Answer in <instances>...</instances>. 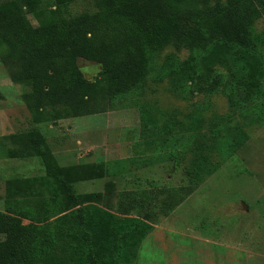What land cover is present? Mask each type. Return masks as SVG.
I'll return each instance as SVG.
<instances>
[{
  "label": "rangeland",
  "instance_id": "1",
  "mask_svg": "<svg viewBox=\"0 0 264 264\" xmlns=\"http://www.w3.org/2000/svg\"><path fill=\"white\" fill-rule=\"evenodd\" d=\"M92 9L90 0H78L70 12ZM255 28L264 54V16ZM229 54L219 49L197 62L179 33L154 57L141 89L102 102L99 113L40 124L23 100L25 86L11 80L0 60V212L13 204L14 213L32 214L24 225L55 234L54 251L41 257L45 264H78L74 249L81 244L73 239L74 215L61 220L55 212L45 181L56 182L40 160L9 155L18 149L12 136L33 128L46 137L61 168H81L74 190L93 196L83 204L91 216L97 219L100 210L120 222H144L141 238L131 235L124 243V264H264V61ZM79 65L91 81L101 70L83 59ZM246 65L260 69L259 87L244 90L245 105L235 106L226 86L241 80ZM217 72L224 82L210 94L208 81ZM16 176L36 178L35 194L25 187L7 196ZM108 232L107 242H96L112 257L116 235Z\"/></svg>",
  "mask_w": 264,
  "mask_h": 264
},
{
  "label": "trees",
  "instance_id": "2",
  "mask_svg": "<svg viewBox=\"0 0 264 264\" xmlns=\"http://www.w3.org/2000/svg\"><path fill=\"white\" fill-rule=\"evenodd\" d=\"M77 1L0 3V60L7 66L11 80L25 86L23 100L35 124L99 113L102 102L115 103L141 89L153 70L154 57L179 33L184 44L197 55V62L219 49L233 52L230 57L264 61L255 28L264 16V0H90L92 10L71 13L70 7ZM31 15L38 25L32 23ZM81 59L100 65L94 80L83 74ZM246 67L248 70H241L240 81L226 86L235 106L245 105L240 99L244 90L259 87L260 69ZM223 82L222 73L213 74L208 92L215 94ZM259 108L253 106V110ZM12 139L18 149L10 151L11 157L38 158L47 176L56 182L55 185L44 180L60 219L68 212L74 215L78 231L73 239L81 244L74 249L78 264H124V243L131 235L141 238L147 230L144 222L132 219L123 223L112 214L106 217L100 210L97 219L91 216L83 204L93 200V196L79 195L74 190L73 182L81 168H71L69 172L61 168L39 128ZM100 171L101 168L92 169L91 173ZM35 182L36 178L16 176L8 181L7 196L25 187L27 194H35L31 189ZM7 208L8 212H0V235L5 236L0 240V264H45L41 257L54 251L55 234H47L35 223L24 225L23 218H32L30 212L19 210L16 214L13 204ZM51 214L48 212L44 220L49 221ZM110 229L116 235L109 253L112 257L105 246L96 242H107ZM40 239L49 243H41Z\"/></svg>",
  "mask_w": 264,
  "mask_h": 264
},
{
  "label": "water",
  "instance_id": "3",
  "mask_svg": "<svg viewBox=\"0 0 264 264\" xmlns=\"http://www.w3.org/2000/svg\"><path fill=\"white\" fill-rule=\"evenodd\" d=\"M87 78H89V77H87Z\"/></svg>",
  "mask_w": 264,
  "mask_h": 264
}]
</instances>
